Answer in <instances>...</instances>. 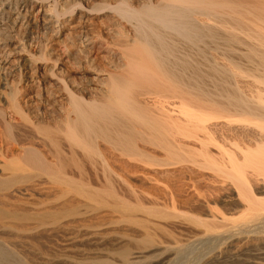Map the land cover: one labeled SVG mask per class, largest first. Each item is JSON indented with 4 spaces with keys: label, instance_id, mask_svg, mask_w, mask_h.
<instances>
[{
    "label": "bare ground",
    "instance_id": "1",
    "mask_svg": "<svg viewBox=\"0 0 264 264\" xmlns=\"http://www.w3.org/2000/svg\"><path fill=\"white\" fill-rule=\"evenodd\" d=\"M84 1L66 0L65 6ZM37 3L0 0V47L19 44L24 49L23 36ZM109 8L133 30L117 32L124 65L107 81L101 78L91 50L95 41L88 36L80 38L84 48L78 55L57 48L50 51L56 69L70 67L59 74L61 90L45 92L43 101L52 112L60 105L64 114L60 134L52 132L40 108L27 107L25 114L13 95L21 122L36 123L41 129L51 160L30 143L26 132L5 122L11 141L25 150L22 156L2 162L0 198L27 197L31 177L44 175L105 206L110 201L101 193L115 195L117 186L109 176L117 173L111 164H118L123 171L142 175V182L155 189L164 187L177 212L145 208L140 201L142 210L169 220L173 227L187 224L199 231L209 250L195 264H264V0H161L140 9L121 0ZM20 56L21 52L11 62L0 58V72L14 62L32 64L30 59L20 63ZM73 73H78V80ZM60 97L68 99L66 106ZM96 158L105 167L104 190L74 178L75 172L85 176L88 164L98 179ZM120 179L121 189L135 192L130 180ZM123 207L127 222L147 228L149 222L132 217L130 208ZM67 211L71 212L67 216L77 214L73 208ZM43 214L35 216L37 227H29L33 218L29 211L1 204L0 229L18 233L21 239L31 232L41 237L45 232L41 227L62 218L53 214L47 222ZM136 246L153 255L164 251L149 232ZM28 255L0 240V264H35ZM119 255L125 264H133L130 249Z\"/></svg>",
    "mask_w": 264,
    "mask_h": 264
},
{
    "label": "rangeland",
    "instance_id": "2",
    "mask_svg": "<svg viewBox=\"0 0 264 264\" xmlns=\"http://www.w3.org/2000/svg\"><path fill=\"white\" fill-rule=\"evenodd\" d=\"M65 1L37 0L38 8L34 13L35 15L33 14L35 17L33 18L32 15L30 29H28L27 33L25 31L26 34L24 33L23 36L24 49L23 46L18 47L19 44L8 45L9 47L7 48L9 49H5L3 46L0 47V58L6 61H13L12 57L17 56L19 52H21L20 63L26 59L32 60L30 66H27V64L26 66L25 64L21 66L22 64L14 62V64L10 65V69L0 72V146L3 147L0 152V166L5 160L10 161L13 158L22 156L25 150L22 145L21 147L9 138L6 130V123L9 122L10 126H13L14 129L17 128V131L20 129L21 133L22 131L23 133L26 132L31 140L30 143L36 144L35 147L42 149L51 160L48 154L49 149L44 146L41 129L36 127V123L34 125L28 123L27 126L26 122H21V116L12 105V97L16 94V101L25 114H28L25 111L27 107L40 108L39 114L48 120L47 122L52 132L60 134V124L63 125L64 120V114L59 108L60 105L57 106L58 111L56 109L55 112H52L49 111V106L44 105L45 102L43 101L44 97H46L45 92H59L61 90L59 74L70 67L65 66L62 70L56 69L54 67V59L56 57L50 56L52 49L65 50L75 56L84 48L80 38L84 36L93 37L95 43L92 45L93 47L91 46V50L93 57L96 58L95 65L97 69L102 71H99L101 78L107 81L111 73L118 71L124 65L125 58L121 51L118 50V45L122 42L119 40L117 32L124 31L131 34L133 30L130 24L122 20L109 8L117 5L121 0H85L82 5L74 7L71 5L65 6ZM126 1L135 9H140L145 4H157L161 0ZM103 7L106 9L98 11ZM56 11L60 13V17L56 15ZM44 19L46 23L42 22ZM64 23L65 27L63 26ZM45 46L47 47L41 52L42 50L40 49ZM17 64L21 69L15 68V66H18ZM16 69L18 70L16 71ZM72 76L76 80L80 77L78 73H73ZM86 98L89 99L90 97L87 95ZM60 99L61 105H64V102L65 106L68 104L67 98L60 97ZM32 115L29 114L28 117L33 118ZM16 130L15 132H17ZM45 144L48 145L47 142ZM100 145L103 146L104 144L101 143ZM7 148L13 149V152H8ZM98 159L96 158V161H98L97 168L100 171L98 179H94V174L91 173L92 170L88 164L86 165V175L81 177L79 173L75 172L76 176L74 178L79 183L86 181V184L88 182L93 184L92 186L96 190H104L102 185H106V177L103 174L105 167ZM111 166L117 173L111 174L109 177L115 187H117L115 189V197L107 196L104 192L101 193L110 201V204L105 206L98 205L82 195L75 194L64 186L61 187L44 175H40L38 178L37 176H34L35 178L31 177V192L27 197L9 196L6 198L7 200L0 198V205L3 204L8 208L29 211L33 217L29 220V227H37L39 225L38 221L36 222L35 220V216L38 213H44L45 220L53 214L62 216L57 224L41 227V231H45L41 237H37L31 232L29 236L27 235L28 238H24V240L21 239L18 233H10L7 230L0 229L1 242L11 249L15 246L19 252H24L27 255L30 253L28 256L32 258L35 264H104L107 261L111 262V264H125L119 254H122L126 249H130L133 264L134 262L135 264H195L200 259V256L208 252L209 245L200 240L197 235L199 231L192 225L177 224L176 227H173L169 220L149 214L148 211H144L139 207L142 202L145 208H158V211L169 213L177 212L173 210V206L169 203L168 195L163 193L164 187H160V190H157L148 182H142V175L132 171H123L118 164H111ZM5 174L8 176L10 172ZM119 177L130 180L135 192L132 193L121 189L122 179ZM159 178L163 180L164 176L160 175ZM39 182L41 186L36 187L35 185L39 184ZM114 202L122 206L116 207ZM123 206L130 208L132 217L136 216L135 218L138 217L137 219H145L147 224L149 222L147 228L144 229L130 221L127 222L124 216L127 210ZM71 208L75 209L77 214L67 216L71 213L67 210ZM63 211L66 213H63ZM58 226L60 227L58 228ZM146 232L154 235L162 249H164L163 252H160V255L159 253L153 255L150 251L147 252V250H139L137 248V242L145 236ZM132 243H136L135 248ZM39 247L41 251H39ZM180 251H183L182 256L177 254ZM38 259L39 261H37Z\"/></svg>",
    "mask_w": 264,
    "mask_h": 264
}]
</instances>
